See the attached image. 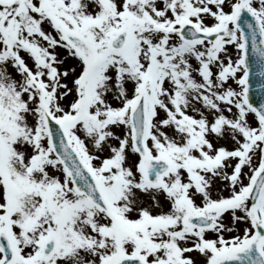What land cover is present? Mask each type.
Segmentation results:
<instances>
[{
    "label": "snow or ice",
    "instance_id": "obj_1",
    "mask_svg": "<svg viewBox=\"0 0 264 264\" xmlns=\"http://www.w3.org/2000/svg\"><path fill=\"white\" fill-rule=\"evenodd\" d=\"M0 264H264V0H0Z\"/></svg>",
    "mask_w": 264,
    "mask_h": 264
},
{
    "label": "water",
    "instance_id": "obj_2",
    "mask_svg": "<svg viewBox=\"0 0 264 264\" xmlns=\"http://www.w3.org/2000/svg\"><path fill=\"white\" fill-rule=\"evenodd\" d=\"M253 79H254V80H258V77H255V76H254Z\"/></svg>",
    "mask_w": 264,
    "mask_h": 264
}]
</instances>
